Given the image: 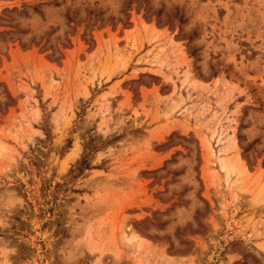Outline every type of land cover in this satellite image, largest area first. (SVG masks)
<instances>
[{"label":"rangeland","instance_id":"obj_1","mask_svg":"<svg viewBox=\"0 0 264 264\" xmlns=\"http://www.w3.org/2000/svg\"><path fill=\"white\" fill-rule=\"evenodd\" d=\"M0 264H264V0H0Z\"/></svg>","mask_w":264,"mask_h":264},{"label":"trees","instance_id":"obj_2","mask_svg":"<svg viewBox=\"0 0 264 264\" xmlns=\"http://www.w3.org/2000/svg\"><path fill=\"white\" fill-rule=\"evenodd\" d=\"M67 44L69 45V44H70V42H69V41H67ZM53 56H54V54L50 55V57H53Z\"/></svg>","mask_w":264,"mask_h":264}]
</instances>
